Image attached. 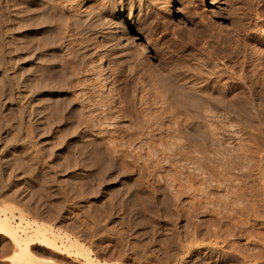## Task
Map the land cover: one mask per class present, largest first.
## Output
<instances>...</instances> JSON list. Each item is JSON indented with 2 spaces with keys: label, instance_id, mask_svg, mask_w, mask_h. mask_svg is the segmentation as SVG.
<instances>
[{
  "label": "rangeland",
  "instance_id": "374dc122",
  "mask_svg": "<svg viewBox=\"0 0 264 264\" xmlns=\"http://www.w3.org/2000/svg\"><path fill=\"white\" fill-rule=\"evenodd\" d=\"M8 1L10 3L15 0ZM146 1L137 0L142 6V15H145L147 10L159 12L160 8L159 13L156 11L153 13H157L156 19L160 20L157 22L156 19H153L154 22L159 25L160 21L164 20L170 23L168 25L173 29L172 33L170 29L168 32V43L171 41L170 39L173 43H169L171 46L167 44L169 46L167 48L175 46L173 49H169L171 53L168 49L166 50V57L161 53L164 36L157 23L152 22L153 27L147 25L148 28L157 26L155 29H147L146 25L137 23L132 25L128 31L126 29L121 31V35L130 36L131 40H134V43L131 42L132 44L125 48V46L118 45L113 36L110 37V32L108 34V32L104 33L93 29L91 28L93 27L92 23H87L90 28L87 26L88 29H85L86 26L77 21L85 14L83 11L86 12L88 9L94 13L102 5H108L111 0L27 1L30 7L33 6L31 9L34 8V12L42 9L43 12H39L41 15L36 12L40 17L37 18L35 14L34 22L31 20L32 17L31 21L25 20L24 24L31 25L30 27L33 29L30 34H25L23 39L31 37L34 40H32L33 43L28 41L32 44L35 43V45L30 44V49L32 46H36L39 51L42 47L49 46L41 49L40 56L46 54L41 56L42 58L39 57L40 60L42 59L40 62L38 59L28 63L29 65H21L22 62H20L24 61L25 57L29 58L31 52L34 51V47L31 52H29L30 49H27V45L29 46L27 40H25L27 45L22 43V39L16 43L21 49L14 44L19 50L15 49L16 46L13 48L6 44L4 48L8 49L3 48L1 51L2 55L0 56H3L1 63L4 67L7 66L8 68H6L10 69L9 64H14V66L12 65L14 70L12 68L6 70L12 75L14 74L12 76L9 73V81L11 79L15 81H13L14 85L10 81L7 87H2L0 90H2V94H8L9 97L12 95V91H15L11 100L15 102H13L14 107L17 110L20 107V110L17 111L14 108L13 113L18 115L17 118L23 128L20 127L21 131L17 127L14 128L12 122L14 120L10 118L11 115H14L12 112L9 115L12 110L9 108V111L8 107L3 105L5 104L4 98H2L4 96L0 91L3 99L2 101L0 98V118L3 119L5 115L6 118L10 116L11 120L8 119L10 120L8 123L12 122L11 124H13L12 128L11 125L9 127L8 135L4 136L0 132V207L4 204L10 207L14 212H9V214H14L15 216H12L17 220H19L20 212H24V217L29 219V222L37 220L56 231L60 230L71 234L73 238H77L83 244L85 250H89L92 256L102 261H95L91 264H111V262L115 264H264V194L262 193L264 189L261 192L259 189L261 187L256 186L258 190L254 188L249 192L250 187H255L253 183L260 184L256 182L254 176L248 175L250 173L248 170L257 161L256 158L258 161L262 157L264 158V96L256 95L263 100L249 98L254 101L252 102L248 98L239 100L232 96V92L230 95L235 98L236 105L238 103L240 107L238 105L230 107L235 103H232L234 98L228 94L226 97L229 96L232 99L225 100L224 98L223 100V102L226 101L223 106L227 108L224 110L228 111V113L227 111L223 113L226 118H222L223 114H220V117L213 116L210 124L217 118H219V122L217 119V122L215 121L211 127L208 120H205L199 111L202 107H210L212 110L217 104L216 101L214 102V96H212L213 101L208 95L207 97H196L202 99L200 106L199 103H195L196 100L195 105L190 104L191 98L187 99V102L174 94L166 93L167 96H163L166 94L158 93L164 86L163 81L166 80H164V76L166 75L165 78L170 80L171 77L169 78L167 74L171 71L173 72L169 75L175 71V74H178V78L173 74L171 79L175 82L174 78H177L178 82L176 81L174 84L178 83V86H173L177 91H180L183 87L181 85L196 79L192 76V69L201 67L200 59L203 56L195 49L188 47L187 50L191 51H187V53L193 55L195 52L196 54L193 56H197L198 59L187 55L188 60L183 61V58H187V56L181 57L183 55L179 53L180 51L178 52L183 45L177 44L180 46L177 48L176 40H174L175 34L178 36L185 31L186 33L192 31L195 27L194 23L199 20L198 17L196 21L192 18L188 19V13L186 14L189 8L194 6L193 4L197 5V11L199 10L201 16L205 15L203 17H206L205 20L209 24L212 23V26L230 31L234 25L239 24L243 29L241 34L252 33L253 37L249 36V46H253L258 39L264 37L254 31V26H250V30L248 27V32L247 25L243 27V23L245 25L247 20L248 23L254 17L253 14L250 15L251 13L247 12L252 6H255L252 5L253 1L257 0H250L252 3L248 0H195L196 2L188 0L189 3L187 0H182L172 2L171 10H166L161 6H156V9L154 7L148 9ZM3 2L5 4L6 1ZM246 3L248 5L250 3L251 6L247 5V8ZM4 4L1 3V7L2 5L7 6ZM145 5L146 7H144ZM238 6L243 7L238 8ZM5 7L3 10L6 12ZM184 7L186 9H183V12L182 8ZM187 7L189 8L187 9ZM247 9L249 10L247 11ZM238 11L239 18L234 16ZM2 13L1 17L4 15L6 17L0 19V22L3 20L0 23V29L6 37L8 31V35H11L17 25V20L8 13ZM245 13L246 16H244ZM6 14L10 17L8 18ZM158 14L160 15L158 16ZM240 15L243 18L246 17L247 20L241 18ZM160 16L167 18L163 19L164 17ZM11 19L15 23L7 24ZM37 19L43 23L45 21V25L42 26L43 24L39 23ZM138 20L136 19V21ZM35 21L36 24H40V27L35 25L36 29L32 26ZM234 21L239 23L235 24ZM46 27L47 29H45ZM174 31L175 34H173ZM186 33L183 35L185 36ZM188 35L190 36V33L186 37ZM50 39L55 43L51 44ZM53 43L54 45L57 43V45L50 48ZM39 44L45 45L37 47ZM146 45L150 47L149 52L148 49L145 51ZM22 46L25 50H29L26 51L27 54L23 51ZM48 50L49 53L53 51L49 54ZM12 51L15 52L14 55L11 53ZM17 56L20 61L14 60ZM5 59L6 63L8 60H14V63L8 62L9 64L7 63L5 66L6 63H3ZM50 59L51 63L52 60H55L54 63H47L50 62ZM162 59L163 64L168 61L169 66L172 64L169 68H173L170 70L162 68ZM43 61H46L45 64ZM15 62L18 67L15 66ZM37 62L41 64L39 65ZM190 63L192 64L190 65ZM53 64L55 65L53 66ZM194 64L199 65L195 66ZM34 65L38 66L37 69L42 68L43 72L42 74L40 70L36 69V77L39 73L42 74L43 80L46 81L44 85L50 84V86L56 87L59 92L56 96L48 94L47 97L45 94H39V98H36L38 104L44 102V108L41 107V103L39 104L41 111L46 112V120L45 112H42L44 123H46L41 125L44 127L43 129L33 121V118H30V116L32 117V108L27 109L30 105L28 101L24 102L20 82L19 84L17 82L19 86L15 84L20 80L19 77L15 79V75L22 77L21 75L26 72L23 69L27 70L30 66L33 68ZM41 65L43 66L41 67ZM46 65L48 67L51 65L50 67L53 69ZM184 65H190V73H188L190 70L187 66L189 71H185L186 73L183 69H179ZM176 66L177 68H174ZM32 68H28L27 72L29 70L31 72ZM32 70L34 71V69ZM48 72H51L50 74L53 72L54 78L51 75L49 78L56 79V81L53 80L55 84L48 82ZM40 75L38 77L42 79ZM160 76L163 77V80ZM36 77L30 80V82L35 81L32 82L33 87L32 83L29 84L31 86L29 89L32 88L33 91L38 90L39 84L43 85L44 82ZM157 78L160 84L156 83ZM181 79H183L182 82L185 81L183 84ZM36 82H39L38 88L34 87ZM161 82H163L162 86ZM167 83V86L170 84L172 86L173 81H167ZM200 85L201 88L203 86V91L208 90L205 82ZM254 86L259 87L255 83ZM9 88H12V91ZM62 88L63 90H61ZM241 88L239 87L240 90ZM213 95L216 96L214 93ZM20 97L22 100L19 99ZM39 99L40 101H37ZM168 99L170 100L169 104L166 103ZM202 101L206 103L203 104ZM48 102L53 104L52 108ZM69 102L72 104L71 109L74 108L73 111L71 109L70 112L68 111L70 114L62 111H65V106L70 105ZM47 104L50 110L45 107ZM164 104H166L168 115L165 106L162 107ZM206 104L207 107H205ZM212 104L215 105L212 106ZM80 108L81 110L85 109L81 112L83 114L80 113ZM158 108L160 112L157 111ZM217 108L216 105L214 110L216 109L217 113L213 111V114L224 111L222 108L221 110ZM237 108L239 111L232 110H237ZM76 111H79L81 115ZM232 111L241 114V118L237 114L233 116L235 114ZM18 112L20 115L17 114ZM225 113L233 115L225 116ZM191 114L195 115L194 118L190 116ZM78 115L81 118H78ZM83 116L84 118H82ZM199 116L204 118L203 121L202 118H198ZM242 117L246 118L245 121ZM76 119L82 121L79 122ZM213 119L215 120L213 121ZM192 121L195 122L192 123ZM204 121L206 122L204 123ZM42 135L44 136L42 137ZM54 150L55 156L53 155L54 157L51 159L48 152ZM243 150H248L245 152L249 154H245ZM251 150L253 152L250 154ZM253 156H257L255 160ZM252 159L255 162L253 161V164L250 162L249 169L245 168L247 165L249 166L248 162ZM246 169L248 170L246 171ZM62 171L65 172V175ZM242 184L246 186L248 184L249 191L246 192L245 185ZM55 186L62 187L63 190L59 187L57 190ZM238 187L244 192L239 191ZM253 190L255 194H258L259 191L257 197L254 196L255 194L251 195ZM238 192L244 196H240ZM247 193L248 198L249 194L253 198L256 197L254 201H250L253 199L251 197L248 199L251 205H248V200L246 202ZM254 202L257 203V207ZM31 230L32 228H28L29 235L32 234ZM64 240H58V246L62 247L56 249L35 239L32 241L31 249L37 259H49L57 264H90L86 260L84 252L76 253L74 250L65 252L64 246L67 242L66 239ZM17 252L18 248L13 240L0 233V264H12L13 256Z\"/></svg>",
  "mask_w": 264,
  "mask_h": 264
},
{
  "label": "bare ground",
  "instance_id": "6f19581e",
  "mask_svg": "<svg viewBox=\"0 0 264 264\" xmlns=\"http://www.w3.org/2000/svg\"><path fill=\"white\" fill-rule=\"evenodd\" d=\"M4 0H0V19H3L2 17H6L5 15L4 16H2L1 17V14L3 15V13L2 12H4V13H8L9 15H12V17L14 16V18L17 20V22H16V27H14V29H13V31L11 32V35H8L9 33V31L8 32H6V37L3 35V33H2V31H1V29H0V55H2L1 54V51H3L2 49L4 48V46H6V44H7V46H10V47H13V46H16L17 44L16 43H18V42H20L21 41V39H22V43L23 44H25L26 43V41L25 40H27V42L29 41V42H32V40L33 39H31V37H30V39H23V36L25 35V34H30V32L32 31V29L33 28H31L30 26L31 25H29L30 24V22L29 21H27V22H29V26H26L27 24H24V22H25V20H30V18L32 17L33 18V16H35V14H36V16L38 15L36 12H40V11H42V10H35V12L33 11L34 10V8H33V10L31 9L32 7H30V5L27 3V1L29 2V0H15V1H12V0H10V1H12V2H10L9 3V1L8 0H5L6 2H5V4H7V6L4 4V2H3ZM174 1H182V0H147L146 1V3L148 4V9H153V7L155 8L156 6H161V8L162 7H165L166 8V10H171V3L172 2H174ZM188 1V0H187ZM191 1V0H190ZM249 2H250V0H248ZM8 2V3H7ZM109 2V1H108ZM138 2H141V1H138ZM137 2V0H111V2L108 4V5H105V6H101V8H99L98 10H95V12L94 13H91V10L90 11H88V9H87V11L85 12V11H83L85 14H83L82 12V18L80 17V18H78L77 19V21H80L84 26H86L85 27V29H88L87 28V23L88 24H93V27H91V28H95V29H98L99 31H101V32H104V33H106V32H108V34H109V32H110V37H114V39H116L115 40V42L118 44V45H121V46H125V48H126V46L128 45L129 46V44L131 45L132 43H134L133 41L134 40H131V37L129 38L128 36H126V37H124V35H121L120 33H121V31H123V30H129L131 27H132V25H136L137 23H139L140 25L142 24L143 26L144 25H146V27H147V29H149L148 28V26L147 25H150V26H152L153 27V23L152 22H154V20L156 19V14H153V13H155V11L154 12H151V10H147V8H146V10H147V12H146V14L145 15H142V12H141V4L140 3H138ZM145 2V1H144ZM184 2V1H183ZM183 2H181V3H183ZM192 2H193V0H192ZM194 2H196L195 0H194ZM254 2V4H252V5H255V6H252L251 7V11L249 10V9H247V13L248 14H250V15H254V17L252 18V20H250L248 23H247V18L246 17H241V15H240V17L241 18H243V19H245L246 18V20H242V21H246L245 22V25H244V23H243V27H245L246 25V29H247V31H248V27H249V30H250V26H254V31H257V33H259V35H261L262 37H264V0H257V1H253ZM1 3H3L5 6H3L2 5V7H1ZM32 3V2H31ZM141 3H143V2H141ZM188 3H189V1H188ZM191 3V2H190ZM250 3H252V2H250ZM250 3H249V5H250ZM144 4V3H143ZM142 4V5H143ZM192 4V3H191ZM244 4V3H243ZM33 5V4H32ZM162 5H164V6H162ZM185 5V4H184ZM183 5V6H184ZM188 5V4H187ZM194 6H192L191 7V5H190V7L191 8H189V7H187V9L189 8V10H188V12H186V14L188 13V16H189V18L188 19H193L194 21H196L198 18H199V20L198 21H196L195 23H194V25H195V27L193 28V30L190 32H188V33H190V36L188 35V37H186L187 36V34L188 33H186V31L183 33V34H185L186 33V35L184 36L183 34H179L178 36H177V34H175V31L173 32V34H175L174 35V40H176L175 42H176V46H177V44L178 45H180V46H182L181 48H180V46H177V48L179 47L180 48V50H178V52L180 53V54H182L183 56H181V57H186L187 55H190V56H192V57H195V56H193V55H195L196 53L194 52V54L192 55L191 53H187V51H191V50H187V48L188 47H190V48H192V49H195L196 50V52H198L201 56H203L201 59H200V63H201V67H199V68H197V67H195V66H198L200 63H199V60H198V65H193L194 67H195V69H192V72H193V74H192V76H193V78H195L196 77V79H193V78H191V79H193V81L191 82V81H189V83H185L184 85H181V86H183V87H181V89H180V91H177V89H176V87H174V86H176L178 83H176V84H174L176 81H177V76H178V74L176 75L175 73H176V71H175V69H174V73H172L171 75H173V74H175V76L177 77H175L174 79H176L175 80V82H174V80L173 79H171V78H173L171 75H169L171 72H173V71H168V72H170V73H168L167 75L169 76V78H170V80H168L167 78H165L166 77V75L164 76V80L166 81V83H167V81L169 82H171V80L173 81V83H172V86H170V85H168L167 86V84H169V83H165V81H163L164 82V86L158 91V93H168V94H174V95H177L178 97H180V99H185L187 102H188V100L187 99H189V98H191L190 100H189V103L190 104H194V102H195V100H196V102L195 103H199V105L201 106V101L200 100H202L201 98H196V97H199V96H206L207 97V95H208V97L209 98H211L212 99V96H214V99H212V101L214 100V102L215 103H217L216 105H217V109L219 110H221V108L224 110V109H227V108H225L224 106V104L226 103V101H224L223 102V100H224V98H225V100L228 98V99H230L232 96H234L235 98H239V100H240V98H251V99H253V100H255L256 98L257 99H260V98H258L256 95H263L264 96V38L262 39L260 36V38L261 39H258L256 42H255V45H253V46H249V39H250V37L249 36H252L253 34L252 33H248V34H241V33H243L242 31H243V29L240 27V25L239 24H236V22L238 21H234L235 22V24L236 25H234V27H233V29L232 30H228V31H224L223 29H220V28H218V27H215V26H212V23H208L205 19H207L206 17L204 18L203 16H205V15H203V16H201V14L197 11V9H198V7H197V5H195V4H193ZM248 4L246 3V7L248 8V6H247ZM182 6V7H183ZM251 6V5H250ZM3 7H5L6 8V12L3 10ZM45 7V6H44ZM43 7V8H44ZM144 7H146V5L144 6ZM201 7V6H200ZM200 7H199V9H200ZM241 8L243 7V6H240ZM239 6H238V8H240ZM4 8V9H5ZM237 7H236V10L238 9ZM45 9H46V7H45ZM156 9V8H155ZM183 9H186V7H184V8H182V11L184 12V10ZM85 10V9H84ZM142 10H143V8H142ZM159 10L161 11V9L159 8ZM235 10V9H234ZM241 10V9H240ZM244 10H245V7H244ZM243 10V11H244ZM145 11V10H144ZM159 11V12H160ZM242 11V12H243ZM43 12V11H42ZM87 12H89V13H87ZM93 12V11H92ZM156 12H158V11H156ZM158 12V13H159ZM164 12H165V10H164ZM235 12V11H234ZM233 12V13H234ZM245 12V11H244ZM250 12V13H249ZM87 13V14H86ZM165 13H167V11L165 12ZM236 13V12H235ZM8 14H6L7 16H8V18L10 17ZM40 14V13H39ZM43 14V13H42ZM161 14V13H160ZM160 14H158V16L160 15ZM238 14V15H237ZM237 14H234V16L236 15V17L238 16V18H239V11H238V13ZM241 14V13H240ZM244 14V13H243ZM41 15V14H40ZM40 15L39 16H37V18L38 17H40ZM163 15V14H162ZM233 16V17H234ZM244 16H246V13H245V15ZM161 17V16H160ZM164 16H162L161 18H163ZM198 17V18H197ZM248 17H249V15H248ZM14 18H12V19H14ZM35 18V17H34ZM31 19L32 20V22H34V20H36V19ZM167 18V17H166ZM165 17L163 18V19H166ZM10 20V22H9V20H8V22H7V24H9V23H11V22H14L13 20ZM80 19V20H79ZM136 19H139L138 21H136ZM151 19H152V21H151ZM154 19V20H153ZM235 19V18H234ZM30 20V21H31ZM38 20V19H37ZM41 20V19H40ZM157 20H160V19H156V21ZM193 20L191 21V23L193 22ZM241 20V19H240ZM3 20H1V22H2ZM39 21V20H38ZM37 21V22H38ZM43 21V20H42ZM170 21V20H169ZM210 21V20H209ZM0 22V23H1ZM26 22V23H27ZM32 22H31V24H32ZM41 21H39V23H40ZM158 22V21H157ZM156 22V23H157ZM241 22H240V24H241ZM4 23V22H3ZM15 23V22H14ZM43 25L42 26H44L45 25V21H44V23L43 22H41ZM152 23V24H151ZM155 23V22H154ZM155 23V24H156ZM237 23H239V22H237ZM6 24V23H5ZM13 24V23H12ZM47 24V23H46ZM168 24H170V23H167V22H165L164 20L162 21H160V23H159V25H158V23H157V26H158V28H160L161 29V31H162V33H163V38H164V41H163V47H161L162 49V51H161V53H163L164 54V56L166 57V50L168 49L167 47H169V46H171V44H169L171 41H172V39H170L169 41V43H168V32H169V29H170V32H171V30H173V29H171L170 27H169V25ZM193 24V23H192ZM35 25H36V27L38 26V27H40V24L38 25V24H36V21H35V23H33V25L32 26H34L35 27ZM4 26V25H3ZM8 26V25H7ZM10 26V25H9ZM41 26V27H42ZM49 26V25H48ZM47 26V27H48ZM83 26V27H84ZM138 26V25H137ZM156 26V27H157ZM171 26V25H170ZM193 26V25H192ZM239 26V27H238ZM241 26H242V24H241ZM5 28H6V26H4ZM36 27L34 28V29H36ZM47 27L45 28V29H47ZM89 28H90V26H88ZM146 27H145V29H146ZM156 27H154V28H150V29H155ZM172 27V26H171ZM5 28H4V32H5ZM13 28V27H12ZM141 28V27H140ZM144 28V27H143ZM143 28H141V29H143ZM8 29V28H7ZM245 29V28H244ZM3 30V29H2ZM10 30V29H9ZM7 31V30H6ZM37 31V30H36ZM39 31H40V29H39ZM177 31V30H176ZM180 31V30H179ZM247 31L245 30V32L247 33ZM252 31V30H251ZM250 31V32H251ZM142 32V31H141ZM244 32V33H245ZM249 32V31H248ZM38 33V32H37ZM158 33V32H157ZM172 33V32H171ZM256 33V32H255ZM5 34V33H4ZM142 34V33H141ZM8 36V37H7ZM29 36H31V35H29ZM171 36V35H170ZM175 36H176V38H175ZM253 37V36H252ZM251 37V38H252ZM254 38H256V37H254ZM257 38H258V36H257ZM35 39V38H34ZM23 40H24V42H23ZM51 40V39H50ZM173 40V41H174ZM256 40V39H255ZM254 40V41H255ZM34 41V40H33ZM28 42V43H29ZM46 42L48 43V41L46 40ZM49 42H51V44H52V42H54V41H49ZM132 42V43H131ZM252 42V41H251ZM21 43V44H22ZM33 43V42H32ZM32 43H29V46L27 45V44H25V45H27V49H30L29 47H30V44H32ZM46 43V44H47ZM55 43V42H54ZM54 43H53V45H51L50 46V48L52 47V46H56L57 45V43L54 45ZM115 43V44H116ZM171 43H173V42H171ZM14 44H16V45H14ZM22 44V45H23ZM48 44H50V43H48ZM167 44L169 45V46H167ZM175 44V43H174ZM251 44V43H250ZM253 44V43H252ZM25 45H23V46H25ZM32 45H35V43L34 44H32ZM45 45V44H44ZM44 45H42V46H44ZM18 46V48L20 47L19 45H17ZM17 46H16V50L18 49L17 48ZM22 46V48H24ZM39 46H41L40 44L39 45H37V47H39ZM41 46V47H42ZM47 46H49V45H46L44 48H46ZM121 46H118V47H121ZM173 46H175V45H173ZM173 46L171 47L172 49H173ZM9 47V48H10ZM32 47H34V51H32L31 49H32ZM31 47V49H30V51L29 50H25V48H24V50L23 51H29V52H31V54L29 55V58H26L25 57V59H24V61H20V59L18 60V56H17V58H13L14 60H16L17 59V61H20V62H22L21 63V65H25V64H28V63H30V62H34V61H37L38 59V62H40L41 60H40V58L39 57H41L40 56V54H41V49L43 48H41V49H39V51H38V49H36V46H32ZM14 48V47H13ZM43 48V49H44ZM121 48H123V47H121ZM145 48H146V50L145 51H147V49H148V52H149V49H150V47L149 46H145ZM171 48H169V49H171ZM176 50H177V48L176 47H174ZM5 50L6 49H8V48H4ZM15 49H14V51H15ZM19 49H21V48H19ZM18 49V50H19ZM36 49V50H35ZM48 49V48H47ZM46 49V50H47ZM56 49V48H55ZM168 49V50H169ZM174 49V50H175ZM189 49V48H188ZM10 50V49H9ZM8 50V51H9ZM12 50V49H11ZM175 50V51H176ZM194 50V51H195ZM42 51H44V50H42ZM53 51V50H52ZM51 51V52H52ZM27 52L25 53V54H27ZM45 52V51H44ZM43 52V53H44ZM47 52V51H46ZM50 52V53H51ZM169 52L171 53V51L169 50ZM174 52V51H173ZM193 52V51H192ZM3 53H5V52H3ZM11 53H13V51L11 52ZM10 53V54H11ZM17 53V52H16ZM48 53H49V50H48ZM49 53V54H50ZM170 53H167V55L169 54L170 55ZM6 54V53H5ZM10 54H9V56H10ZM15 54V52L13 53V55ZM46 53H44V55H45ZM162 54V55H163ZM174 54H176V53H174ZM178 54V53H177ZM198 54V55H199ZM6 55H8V54H6ZM17 55V54H16ZM43 55V56H44ZM48 55V54H47ZM172 55H173V53H172ZM11 56H12V54H11ZM11 56H10V58H11ZM26 56V55H25ZM42 56V57H43ZM3 57V56H2ZM1 56H0V59L2 58ZM5 57H7V56H5ZM14 57V56H13ZM20 57H22L21 55H20ZM19 57V58H20ZM41 57V58H42ZM49 57V56H48ZM52 57V56H51ZM50 57V58H51ZM164 57V58H165ZM180 57V61H181V58ZM197 57V56H196ZM195 57V58H196ZM53 58V57H52ZM51 58V59H52ZM179 58V57H178ZM190 58V57H189ZM3 59V58H2ZM2 59H1V61H0V80H1V82H0V89H2V87L4 88V87H7V85H8V83H10V81H12V79L11 78H14V77H12V76H14V74L12 75L11 74V72H9V71H7V70H10L13 66H14V64H12V63H14V60H8L7 61V63L9 62V63H11L12 65H10L9 63V66H11L10 67V69H7L8 67L6 66L7 65V63L5 62L6 61V59L4 60V62L3 63H6L5 64V66L7 67H4V65L1 63L2 62ZM7 59H9V58H7ZM12 59V58H11ZM22 59V58H21ZM51 59H50V62H47V63H49V64H52V63H54V61L55 60H52L53 62L51 63ZM167 59V58H166ZM165 59V60H166ZM184 60L183 61H185L186 62V60H188V56H187V58H183ZM193 59V58H192ZM198 58H196V60H197ZM47 60H49V59H47ZM11 61V62H10ZM16 61V62H17ZM179 61V62H180ZM190 61H191V59H190ZM15 62V63H16ZM37 62V63H38ZM44 62V61H43ZM46 62V61H45ZM45 62H44V64H45ZM163 62V59L161 60V63ZM165 62V61H164ZM168 62V61H167ZM167 62H165V64H163V66H161L162 68H165L166 70L167 69H172V68H169V67H171V65L169 66L168 64H169V62L167 63ZM17 63H19V62H17ZM17 63H16V65L15 66H17L18 67V65H17ZM176 63V62H175ZM181 63V62H180ZM184 63V62H183ZM183 63H182V65H183ZM188 63V62H187ZM197 63V62H196ZM39 64V63H38ZM41 64V63H40ZM39 64V65H40ZM177 64V63H176ZM186 64V63H185ZM189 64V63H188ZM192 63H190V65H191ZM21 65H19V66H21ZM29 65V64H28ZM32 65H33V63H32ZM55 64H53V66H54ZM181 65V64H180ZM190 65H184V66H182V68H180L179 67V69H183V71H184V73H186L187 71H189L190 70ZM34 66H36V65H34ZM34 66H33V68L30 66V67H28L29 69L30 68H32V69H34V71L31 69V72H30V70H29V72H27L28 71V68H27V70L26 69H23V67H21L22 69H23V71H26L25 72V74L24 75H21L22 77H20V76H17V75H15L16 77H15V79L16 78H18L19 77V79L20 80H18V81H16V86H19L20 85V87H21V89L20 90H22V92H23V94L21 93V95H23V98H24V102H25V100H26V102L28 101V103H29V105L30 106H28L27 107V109H29V107L30 108H32V117L30 116V118H33L32 120L33 121H35L36 123H37V125L40 127L41 125L43 126V124L45 125L46 123H44V115L46 114V112L44 113L43 111H41V107L42 108H44V102L42 103V102H40L42 105H41V107H40V103L38 104V102H36V98L38 97V95L40 94V95H47V97H48V94L49 95H55L56 96V94L57 93H59L58 91H57V88L56 87H54V86H50V84H47L46 83V85H44V83L46 82V81H44L43 80V76H41L42 74H43V72L41 71V69H37V67L38 66H36V68H34ZM43 65H41V67H42ZM47 66V65H46ZM51 66V65H50ZM49 66V67H50ZM189 68V70L187 69V67ZM48 67V66H47ZM48 67V68H49ZM16 68V67H15ZM174 68H177V66L176 67H174ZM193 68V67H192ZM7 69V70H6ZM36 69L39 71L40 70V72L42 73L41 75H40V73H39V75L42 77V79L40 78V77H38V79H41V80H43L44 82H43V85H40L39 84V86H38V83L39 82H36V83H34V87H36V88H38V90H34L33 91V89L31 90V89H29V84H31L32 82H35L34 80L33 81H31L30 82V80H31V78H33V77H36ZM50 69H53V68H51L50 67ZM49 69V70H50ZM12 70H14L13 68H12ZM19 70V69H18ZM193 70H195V71H193ZM22 71V72H23ZM179 71V70H178ZM182 71V70H181ZM180 71V72H181ZM186 71V72H185ZM17 72H21V71H17ZM191 72V70L188 72V73H190ZM12 75L11 76V80L9 81V77H10V74ZM49 73V76L48 75H46V74H44V75H46V76H48V78L47 79H49V81L48 82H53V84H55L54 83V81H56V79L53 81L52 80V78L50 79L49 77H50V75L53 77V72H52V74H50L51 72H48ZM178 73V72H177ZM17 74V73H16ZM21 74V73H20ZM186 75V74H185ZM174 76V75H173ZM191 76V77H192ZM36 77V78H37ZM162 76H160V78H161ZM179 77H180V75H179ZM186 77H188V76H186ZM189 77H190V75H189ZM54 78V77H53ZM159 78V79H160ZM156 79V78H155ZM162 80H163V77L161 78ZM186 79V78H185ZM190 79V80H191ZM41 80H40V82H41ZM52 80V81H51ZM157 80H158V78H157ZM156 80V81H157ZM162 80H160V81H162ZM182 80L183 79H181L180 81L182 82ZM13 81H15V80H13ZM12 81V82H13ZM17 82H18V84H19V82H20V84L19 85H17ZM30 82V83H29ZM163 82H161V86H162V84H163ZM178 82V81H177ZM181 82H180V84H181ZM185 82V81H184ZM184 82H182V84L184 83ZM202 82H205V84L207 85V89L208 90H206L205 89V91H203V86H202V88H201V83ZM252 84H251V83ZM156 83H159L160 84V82H159V80L156 82ZM254 83L257 85L258 84V88H256L255 86H254ZM153 84V83H152ZM166 84V85H165ZM241 84V85H240ZM13 85H14V82H13ZM12 85V86H13ZM37 85V86H36ZM15 86V87H16ZM32 87H33V83H32V85H31ZM30 86V87H31ZM178 86V85H177ZM9 87H11V86H9ZM205 87V86H204ZM239 87H242L241 88V90L239 89ZM18 88V87H17ZM155 88V87H154ZM206 88V87H205ZM8 89V88H7ZM18 89V90H19ZM60 89V88H59ZM9 90H11L12 91V88H9ZM9 90H8V93H9ZM13 90H14V87H13ZM61 90H63V88L61 89ZM1 91V95L2 96H4V97H2L1 95H0V98L2 97V98H4V102H5V104H3L4 106L6 105L7 107H8V110H9V108L12 110V111H10V114L9 115H11V112L13 113V111H14V105L15 104H13V102H12V98H11V96H13V93L15 92V91H12L13 93H12V95H10L11 93H9V95H10V97L8 96V94L6 95L5 93L4 94H2L3 92H2V90H0ZM208 91V92H207ZM235 91V92H234ZM5 92V91H4ZM234 94H233V93ZM7 93V92H6ZM20 93V92H19ZM19 93H17V94H19ZM213 93L214 94H216V96L215 95H213ZM230 93H232V96L230 95ZM229 94V96H231L230 98H229V96L228 97H226L227 95ZM20 95V94H19ZM19 95H18V97H19ZM173 95V96H174ZM54 96V97H55ZM163 96H167V94L166 95H163ZM262 96V97H263ZM22 97V96H21ZM21 97L19 98V99H21ZM43 97V96H42ZM168 97H170V95H168ZM168 97H166V98H168ZM234 97H232V98H234ZM1 98V99H2ZM39 98V97H38ZM166 98H165V100H166ZM171 98H172V95H171ZM176 98V97H175ZM194 100H193V99ZM231 98V99H232ZM235 98H234V102H232V100H231V102L232 103H235ZM264 98V97H263ZM41 99V98H40ZM40 99L39 100H37V101H40ZM163 99V98H162ZM162 99H159L160 101L162 100ZM173 99V98H172ZM177 99V98H176ZM247 99V100H248ZM251 99H249V100H251ZM22 100V99H21ZM43 100H45V99H43ZM42 100V101H43ZM181 100V101H182ZM193 100V101H192ZM238 100V99H237ZM236 100V101H237ZM243 100V99H242ZM241 100V101H242ZM247 100H246V102H247ZM249 100H248V103H249ZM261 100H263L262 98H261ZM2 101H3V99H2ZM17 101V100H16ZM20 101V100H19ZM164 101V100H163ZM162 101V102H163ZM170 102V100L168 99L167 101H166V103H168L169 104V102ZM208 101V100H207ZM228 101V100H227ZM241 101H239V102H241ZM244 101V100H243ZM243 101L241 102V103H243ZM252 101V100H251ZM46 102V101H45ZM182 102H184V101H182ZM203 102V104H204V102L205 101H202ZM209 102H210V99H209ZM208 102V103H209ZM252 102H254V101H252ZM0 103H1V100H0ZM15 103V102H14ZM17 103V102H16ZM20 103H23V102H20ZM19 103V104H20ZM49 103V106H51V108H52V103H50V102H48ZM54 103V102H53ZM73 103V102H72ZM206 103V102H205ZM212 103V102H211ZM230 103V102H229ZM241 103H240V105H241ZM18 104V103H17ZM17 104H16V106H17ZM66 104V103H65ZM64 104V105H65ZM68 104H70L69 106H65V111L64 110H62L63 112H68L70 109H71V102H69ZM67 104V105H68ZM76 104V103H75ZM157 104H158V102H157ZM160 104V103H159ZM162 104V103H161ZM160 104V105H161ZM184 104V103H183ZM203 104H202V106H203ZM210 104V103H209ZM228 104V103H227ZM251 104V103H250ZM253 104V103H252ZM28 104L26 103V106H27ZM195 105V104H194ZM197 105V104H196ZM213 105H215V104H212V106ZM216 105L214 106V108L216 107ZM224 105V106H223ZM230 105V104H229ZM237 105H238V103H237ZM237 105H236V103H235V105H231L230 107H237ZM47 106H48V104H47ZM47 106H45L47 109L48 108H50L49 106L47 107ZM165 106V109H166V113L168 112V110H167V107H166V104H164V105H162V107H164ZM169 106V105H168ZM198 106V105H197ZM7 107H6V109H7ZM18 107H19V105H18ZM17 107V108H18ZM161 107V106H160ZM161 107V108H162ZM171 107V106H170ZM205 107H207V104H206V106ZM224 107V108H223ZM228 107V106H227ZM238 107H240L239 105H238ZM82 108H84V107H82ZM169 108V107H168ZM187 108V107H186ZM189 108V107H188ZM190 108H191V106H190ZM190 108H189V111H190ZM194 108V107H193ZM212 108V107H211ZM214 108L211 110L210 109V107L209 108H204V107H202L201 109H200V111L199 112H201V116L202 117H204L205 118V120H208V123L210 124V122H211V120H212V117L213 116H217L218 115V117H220L219 115L220 114H223L225 111H227V110H224L223 112H221V113H219V114H216L217 113V111H216V109L214 110ZM229 108V107H228ZM16 109V108H15ZM64 109V108H63ZM164 109V108H163ZM164 109V110H165ZM170 109V108H169ZM240 109V108H239ZM17 110V109H16ZM18 110H20V107L18 108ZM17 110V111H18ZM43 110V109H42ZM48 110H50V109H48ZM72 111L74 110V108L73 109H71ZM82 110H85V109H82ZM82 110H81V108L79 109V111H80V113L82 112ZM164 110H162V111H164ZM193 110V109H192ZM228 110H230V109H228ZM232 110H235V111H239L238 110V108H237V110L236 109H232ZM240 110H242V109H240ZM79 111H76V113H79ZM155 111V110H154ZM157 111H159V108H158V110ZM157 111H156V113H157ZM172 111V110H171ZM196 111V110H195ZM194 110H193V112H195ZM213 111H216V113H214L213 114ZM235 111H232V113L234 112V114L235 115H233V114H231L230 113V115H227L226 113H225V116H231V115H233V116H236V114H237V116H240V118H241V114L239 115L238 114V112H236L235 113ZM29 112V111H28ZM44 113V115H43V113ZM70 112V111H69ZM68 112V113H69ZM160 112V111H159ZM170 112V111H169ZM192 112V113H193ZM230 112V111H229ZM68 113H66V114H68ZM79 113V114H80ZM155 113V112H154ZM155 113V114H156ZM163 112H161V114H162ZM196 113H197V111H196ZM227 113H228V111H227ZM17 114H19L20 115V112H18ZM70 114V113H69ZM68 114V115H69ZM81 114H83V113H81ZM80 114V115H81ZM158 114H160V113H158ZM157 114V115H158ZM160 114V115H161ZM164 114V113H163ZM169 114H171V115H174L173 113H169ZM178 114V113H177ZM193 114H195V113H193ZM242 114H244L243 112H242ZM9 115H7V116H9ZM13 115L14 116H12L11 115V119H13L14 121H12L13 123H14V125L13 124H9L8 122H10V118L8 117V118H6L5 116H4V118H3V116H2V118L3 119H1L0 120V132H2L3 134H4V136H6V135H8V130H9V127H10V125H11V128H12V125L13 126H15L14 128L16 129V127H17V129H20V131H21V128H23L22 126V124L21 123H19V119L17 118V116H16V114L15 113H13ZM30 115V114H29ZM65 115V114H64ZM80 115H78V118H81L80 117ZM165 115V114H164ZM167 115H168V113H167ZM195 115H198V114H195ZM195 115H193V116H195ZM76 116V115H75ZM75 116H74V118H75ZM174 116H176V115H174ZM179 116V115H178ZM190 116H192V114L190 115ZM192 116V118H194ZM243 116V115H242ZM244 116L246 117V115L244 114ZM14 117V118H13ZM20 117V116H19ZM202 117H198V118H202ZM6 118V119H5ZM82 118H84V116L82 117ZM191 118V119H192ZM204 118H202L201 120L203 121V119ZM214 118V117H213ZM217 118V117H216ZM215 118V119H216ZM222 118H226V117H224V114H223V117ZM243 118V117H242ZM8 119H10V120H8ZM21 119H22V117H21ZM199 119V120H200ZM215 119H213V121L215 120ZM218 119V122H219V118H217ZM216 119V120H217ZM244 119V120H243ZM242 120L243 121H245V119L246 118H243ZM248 119V118H247ZM45 120H46V115H45ZM79 120V122H81L80 121V119H76V121H78ZM192 120H194V119H192ZM196 121H197V118L195 119ZM198 120V121H199ZM215 120V121H216ZM225 120V119H224ZM178 121H180V120H178ZM214 121V122H215ZM46 122V121H45ZM78 122V123H79ZM193 122H195V121H192V123ZM201 122V121H200ZM200 122H198V123H200ZM206 121H204V123H205ZM214 122H212L209 126H211ZM217 122V121H216ZM197 123V122H196ZM204 123H200V124H204ZM207 123V124H208ZM191 124V123H190ZM22 125V126H21ZM206 124H204V126H205ZM41 126V128L43 129L44 127H42ZM191 126H193V125H191ZM197 126V125H196ZM199 126V125H198ZM208 126V125H207ZM213 126V125H212ZM211 126V127H212ZM21 127V128H20ZM38 128V127H37ZM38 130H40L39 128H38ZM19 131V130H18ZM19 131V132H20ZM21 133V132H20ZM42 133V132H41ZM44 134V133H43ZM44 135H42V137H43ZM28 145V144H27ZM56 148V147H55ZM51 149V148H50ZM49 149V150H50ZM248 149H251V148H249L248 147ZM52 150V149H51ZM59 150V149H58ZM259 150V148L257 149V151ZM245 151H247L248 152V150H243V152L245 153V154H249V153H246ZM256 151V150H255ZM250 152V151H249ZM253 151L251 150V152H250V154L252 153ZM12 153V152H11ZM11 153H9V154H11ZM48 153H50V156L49 157H51V159H52V157H54L55 155V150L54 151H50V152H48ZM57 153V152H56ZM244 153H242V154H244ZM259 153H261V152H259ZM13 154H15L14 152H13ZM262 154V153H261ZM54 155V156H53ZM263 155V154H262ZM261 155V156H262ZM245 156V155H244ZM247 156V155H246ZM245 156V157H246ZM264 156V155H263ZM254 157V160H255V157H257V156H253ZM55 158H57V157H55ZM250 158V157H249ZM259 158V157H258ZM245 159H247V158H245ZM251 159V158H250ZM249 159V160H250ZM259 159H261V158H259ZM248 160V161H249ZM253 159L251 160V161H249L248 163H249V166L247 165L245 168H248V167H250L251 165V163L250 162H252V164H253V161H254ZM256 162L251 166V168H250V170H248V169H246V171L248 170L250 173L248 174V175H252V176H254V178H255V180H257L256 182H258V184H260V185H255V183H253L254 184V186L255 187H250L249 188V190L251 189H254V188H256V186H258V187H261V188H259L260 190H261V192H262V190L264 189V158L262 157V159L261 160H259L258 161V159L256 158ZM50 161H52V160H50ZM245 162L247 163V160H245ZM244 162V163H245ZM245 165V164H244ZM244 167H243V169H244ZM253 167V168H252ZM252 169V170H251ZM65 171V170H64ZM246 171H244L245 173H246ZM44 172L47 174V172L45 171V169H44ZM43 172V173H44ZM48 173H49V171H48ZM61 173V172H60ZM59 173V174H60ZM62 173H64L63 175H65V172H63L62 171ZM67 173V172H66ZM58 174V175H59ZM43 175V174H42ZM44 176H46V175H44ZM43 176V177H44ZM252 176H250V177H252ZM47 177V176H46ZM50 178H51V176H50ZM50 178H48V179H50ZM47 179V178H46ZM254 180V179H253ZM252 180V181H253ZM254 180V181H255ZM250 184V183H249ZM252 184V183H251ZM57 185V184H56ZM242 185H245V184H242ZM56 187V186H55ZM58 187L59 186H57L55 189H57V190H59V189H62L63 190V188L61 187H59V189H58ZM240 187H242V186H240ZM240 187H238V189H239V191H241V189H240ZM244 187V186H243ZM248 184H247V186L245 185V191L247 192V191H249L248 190ZM243 188V189H244ZM54 189V190H55ZM257 190H258V188H256ZM255 189V190H256ZM64 190H65V188H64ZM251 190L249 191V192H251ZM254 191V190H253ZM253 191H252V194L251 195H253V194H255V191H254V193H253ZM264 191V190H263ZM63 192V191H62ZM242 193L244 192L243 190L241 191ZM245 192V193H246ZM260 192V193H261ZM60 193V192H59ZM239 193V192H238ZM258 194H259V191L257 192ZM263 194H264V192H262ZM57 194V193H56ZM240 194V193H239ZM238 194V195H239ZM258 194H255L254 196H256V195H258ZM57 195H59V194H57ZM61 195V194H60ZM59 195V196H60ZM250 194H249V196L251 197V198H253L252 196H251ZM240 196H244V194H240ZM245 197H247V199H246V202H248L249 200V198H248V193H247V196H245ZM257 197V196H256ZM256 197H254L253 199H251L250 201H254V199H256ZM248 200V201H247ZM245 201V200H244ZM250 201L248 202V205L250 204L251 205V203H250ZM257 201H258V199H257ZM255 203V202H254ZM244 204V203H243ZM259 204V203H258ZM237 205V204H236ZM244 205H246V204H244ZM254 205V204H253ZM255 206L257 207V203H255ZM255 206H253V207H255ZM237 207H239V206H237ZM252 207V208H253ZM10 210V211H9ZM12 209H10V207H8L7 205H5L4 204V206H2V207H0V233H2V234H5L6 236H8V237H10L11 238V240H13V242L15 243V246L18 248V252L16 253V255L15 256H13L14 257V259H13V263L12 264H57V263H55V262H53V260H49V259H37V258H35V256H34V253H33V251H32V249H31V244H32V241H35V239L36 240H38L39 242L41 241L42 243H44V244H46L47 246H52V248L53 247H55L56 249L58 248L59 249V247H62V246H58V240H60V239H62V240H64V239H66V242H67V244L65 243V246H64V251L66 252V251H72V250H74V251H76V253H82V252H84V254H85V257L87 258L86 260H88V262L91 264V263H93V262H95V261H98V262H102L101 260H98L96 257H94V256H92V254H91V252L89 251H87V250H85V248L83 247V244L77 239V238H73L72 236H71V234H68V233H64V232H61L60 230L59 231H56V230H54L52 227H50V226H48V225H46L45 223H42V222H39V221H32V222H29V219H26L25 217H24V212L22 213V212H20V216L18 217V219L19 220H17L14 216V214H12L11 213V215L9 214V212H14V211H11ZM12 215H14V216H12ZM28 220V221H27ZM28 228H32V234L31 235H29L28 234ZM65 241V240H64ZM63 242V241H62ZM61 242V243H62ZM54 248V249H55ZM66 249V250H65ZM62 251V250H61ZM73 252V251H72ZM95 264V263H94ZM99 264V263H98ZM109 264V263H108Z\"/></svg>",
  "mask_w": 264,
  "mask_h": 264
},
{
  "label": "built area",
  "instance_id": "2783aa9c",
  "mask_svg": "<svg viewBox=\"0 0 264 264\" xmlns=\"http://www.w3.org/2000/svg\"><path fill=\"white\" fill-rule=\"evenodd\" d=\"M111 264H115L114 262H111Z\"/></svg>",
  "mask_w": 264,
  "mask_h": 264
}]
</instances>
